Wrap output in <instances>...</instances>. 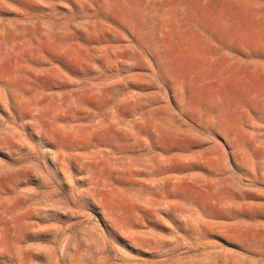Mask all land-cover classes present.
<instances>
[{
    "label": "rangeland",
    "instance_id": "obj_1",
    "mask_svg": "<svg viewBox=\"0 0 264 264\" xmlns=\"http://www.w3.org/2000/svg\"><path fill=\"white\" fill-rule=\"evenodd\" d=\"M0 264H264V0H0Z\"/></svg>",
    "mask_w": 264,
    "mask_h": 264
}]
</instances>
